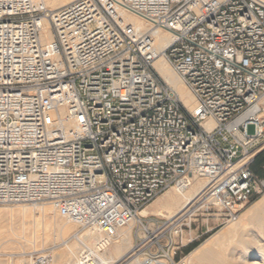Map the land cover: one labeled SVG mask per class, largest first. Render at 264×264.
<instances>
[{
	"label": "built area",
	"instance_id": "2783aa9c",
	"mask_svg": "<svg viewBox=\"0 0 264 264\" xmlns=\"http://www.w3.org/2000/svg\"><path fill=\"white\" fill-rule=\"evenodd\" d=\"M158 59L194 111L157 74ZM263 99L264 0H75L55 12L0 0V206L47 203L107 240L135 222V264H187L174 259L172 227L139 214L203 179L202 209L236 221L264 192L250 169L264 148ZM77 235L69 264H105L107 244Z\"/></svg>",
	"mask_w": 264,
	"mask_h": 264
},
{
	"label": "bare ground",
	"instance_id": "6f19581e",
	"mask_svg": "<svg viewBox=\"0 0 264 264\" xmlns=\"http://www.w3.org/2000/svg\"><path fill=\"white\" fill-rule=\"evenodd\" d=\"M39 1H41L48 10L55 12L75 0H39ZM124 20L128 24L138 28L139 30L146 29V23L135 15L125 14ZM44 31L46 33L45 40L46 41L51 40V35L49 34L47 24H45ZM169 39H170V35L166 33H162L158 35L157 41H160V43L157 42L156 44L157 49L161 50L164 44L168 43ZM154 69L157 72V74L161 77V79L175 91V93L179 97L184 107L189 111H194L195 106H196L194 97L187 90L183 82L174 74V72L171 70L169 65L163 59H158L154 63ZM262 103L264 104V99L262 100ZM205 125L206 127L210 128L212 123L210 120H208L205 123ZM205 186H206L205 180L193 179V182L191 183L189 187L171 188V190L167 192L166 194H164L152 206L151 209L149 210L143 209L139 215L141 217H148L149 215H155L157 218H160L161 220H165L168 223V226L173 227L172 228L173 235H178L179 226L176 225V223H178L179 221L178 219L181 220L184 218H189L197 210L203 208ZM48 208L50 207L48 206ZM48 208H35L33 212L32 210H27V209L23 210V208H21L22 211H20L19 213L11 217L10 221H8L7 220L8 218H7L6 220L8 222L7 221L0 222V239H6V242L13 244V245H22L23 242H25V244L28 243V241L24 239L25 237L24 234L26 231V222H25L26 220L25 219L28 216L29 217L31 215L34 216L41 212L42 215H44V217L49 216L48 218L44 219V232H45L44 236L49 237L50 231L53 228L55 232L54 239L63 241L69 232L70 228L68 226H71L73 228L76 226L73 224L67 223L66 221L62 222L60 218H56L57 216L56 217L53 216L54 218H52V214L54 213V211L52 213V211ZM4 213L6 212L4 211ZM54 215H56V213ZM10 216H12V214ZM34 219H35V216H34ZM249 224L254 225V228L248 229ZM134 226H135V222H133L132 224H130L129 226L125 228L118 230L116 235L110 240H107L102 235L98 233H94L90 230L85 231L81 235H77V237L79 240H81L82 242L88 245H97L100 243L107 244L106 252L102 259L105 264H118L121 260H123L126 257L127 259L134 258L133 261L130 262L129 264H135L140 259V257H136L135 255L131 254V252L133 251L132 250L133 248L132 247V230ZM248 232L249 234H252L253 236L251 241L249 240L247 241L246 239H243L245 237H248L249 235ZM238 233L241 234V238L243 241H247L246 243L239 244V245L244 244L242 245L244 248V251L240 253L239 255H237L235 254L237 252L235 251L232 252L230 250L232 253H230V255L228 254V257L231 258L232 263L227 262L226 264H264V196L258 201H256L245 213L238 216L236 221L232 224V226L227 232H225L218 238H216L217 236H215L216 240L213 239L212 242L210 241L207 244L205 243L204 246H202L201 248L198 247L199 249L194 250L193 255H195V258H197V260L208 262L209 256H211L212 252L215 250L214 245L221 243L222 241L221 239L223 235L234 237V235ZM0 241L2 242V240ZM238 242L240 241L238 240ZM62 243L63 245H68L66 242H62ZM29 244L33 246L35 245V243H32V242L31 243L29 242ZM79 245L80 243L78 242V240L74 239L73 244H71V246L67 248V251L69 253L68 255L71 256V260L77 257V254L79 252ZM224 255L226 254L224 253ZM224 255H222V257ZM189 258H192V257H189ZM225 258H227V256H225ZM248 258L252 261L248 262L247 261ZM65 259L64 261H66ZM188 263H191V262L187 261V264Z\"/></svg>",
	"mask_w": 264,
	"mask_h": 264
},
{
	"label": "rangeland",
	"instance_id": "374dc122",
	"mask_svg": "<svg viewBox=\"0 0 264 264\" xmlns=\"http://www.w3.org/2000/svg\"><path fill=\"white\" fill-rule=\"evenodd\" d=\"M262 107H264L263 103H262ZM247 133L249 135H252L254 133L253 126L247 127ZM260 153H263L261 156V164H262L261 166H262V169L264 170V148H262L257 153V155H259ZM170 190L171 189H168L167 191L160 194L153 201H151V203H149L144 209L145 210L151 209L152 206L164 194H166ZM263 196H264V192L261 195H259L254 202H252L250 205H247L239 213L238 216L245 213L256 201L261 199ZM48 206L49 205L47 203H27V204H20V205H14V206H0V222H5L7 220L10 221L11 217L16 215L20 211H22L21 208H23V210L24 209L32 210V212H33V210L35 208H48ZM48 209H50L53 213L54 210H52L51 207ZM4 211L6 213H4ZM11 214H12V216H10ZM54 214H55V212L52 214V218H54L56 216H57L56 218H60L57 214L56 215H54ZM36 215H34L35 219H34V216H32V215L30 217L29 216L26 217V219H25L26 220L25 221L26 222V231L24 234V236H25L24 239H26L28 241V243L25 244V242H23L24 244L22 243V245H13V244L6 242V239H0V240H2V242L0 241L1 242L0 243V264H31L32 263L31 257L38 256L41 254H47L51 257V263L50 264H63V263L69 264V263H71L70 261L74 260V259L71 260V256L68 255L69 253L67 251V248L69 246H71V244H73V242H74L73 234L74 235L75 234L81 235L85 232V230H80L78 227L73 228L71 226H68L70 228L69 232H68L67 236L65 237V239L63 241H61V240H55L54 239V233L55 232L52 228V230L50 231V236L45 237L44 236V234H45V232H44V219L48 218L49 216L44 217V215H42L41 212L36 214ZM220 215H221V213H220L219 209L217 207H212L211 210H209L208 212H206L204 209H199L189 218H185V220L183 222V226L181 228V231H179V234L173 236L170 233L171 234L170 237L172 240L171 251L172 252L175 251L174 259L175 260L183 259L184 261L186 259V261H185L186 263H187V261L191 262L188 264H194V263L195 264H202V263H204V264H209V263L210 264H226L227 262L232 263V260L230 257H228V254L230 255V253L235 251V252H237L235 254L239 255L240 253H242L244 251V248L242 246L244 244H242V245H239V244L246 243L248 240L249 241L252 240L253 236H252V234H249V232H248L249 235L247 234L248 237L243 238V239H246L247 241L242 240L240 233L234 235V237L223 235L222 239H221L222 240L221 243L214 245V249H215L214 251H216L218 254L213 251L211 256H209V261L207 260L208 262L197 260V258H195V255H193L194 250L201 248L202 246H204L205 243L207 244L210 241L212 242L213 239L216 240V238L220 237L222 234L227 232L230 229V227L232 226V224L235 222L234 221V222H230V223H222L221 219L218 220V218H217ZM212 216H214V218H212ZM31 217H33V218H31ZM155 217H156L155 215H149L147 218L150 219V221H149L150 223H152V222H157L159 224L165 223V220H161L160 218H157V217L155 218ZM12 219H14V218H12ZM61 220H62V222H65L63 219H61ZM150 227H152V225H150ZM248 227H247L248 229H253L254 225L249 224ZM136 233H137V230H136V227L134 226L133 230H132V247L136 242V239H135ZM215 236H217V237L215 238ZM34 237L37 240H35ZM238 240L240 242H238ZM29 242L35 243V245L34 246L30 245ZM62 242H66L68 245H63ZM161 243H165V240H162ZM192 245H197V246L188 252L189 248ZM230 247H232V248H230ZM224 253L226 255H224ZM222 255H224V256L222 257ZM225 256H227V258H225ZM189 257H192V258H189ZM216 257H217V259H216ZM65 258H67V259H65ZM188 258H189V260H188ZM64 259L66 261H64ZM133 259L134 258L127 259V257H126L123 260H121L118 264H129L130 262L133 261ZM141 259L142 258L140 257L139 260H141ZM68 261H69V263H68ZM247 261L250 262L252 260H250L248 258Z\"/></svg>",
	"mask_w": 264,
	"mask_h": 264
},
{
	"label": "trees",
	"instance_id": "16d2710c",
	"mask_svg": "<svg viewBox=\"0 0 264 264\" xmlns=\"http://www.w3.org/2000/svg\"><path fill=\"white\" fill-rule=\"evenodd\" d=\"M263 153H260L259 155H256L255 158H254V162L251 166V171L252 173L258 177L259 179H263L264 180V170L262 169V164H261V156H262ZM257 198H254L252 200V202H254ZM197 245H192L188 252L191 251L193 248H195Z\"/></svg>",
	"mask_w": 264,
	"mask_h": 264
}]
</instances>
